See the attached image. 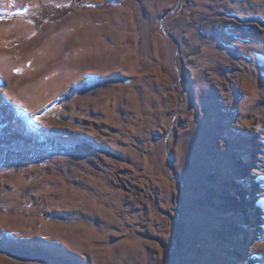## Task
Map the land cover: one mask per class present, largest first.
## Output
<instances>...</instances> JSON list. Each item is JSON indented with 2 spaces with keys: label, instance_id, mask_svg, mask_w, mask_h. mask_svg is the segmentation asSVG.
Returning a JSON list of instances; mask_svg holds the SVG:
<instances>
[{
  "label": "rangeland",
  "instance_id": "rangeland-1",
  "mask_svg": "<svg viewBox=\"0 0 264 264\" xmlns=\"http://www.w3.org/2000/svg\"><path fill=\"white\" fill-rule=\"evenodd\" d=\"M0 264H264V0H0Z\"/></svg>",
  "mask_w": 264,
  "mask_h": 264
},
{
  "label": "water",
  "instance_id": "water-1",
  "mask_svg": "<svg viewBox=\"0 0 264 264\" xmlns=\"http://www.w3.org/2000/svg\"><path fill=\"white\" fill-rule=\"evenodd\" d=\"M123 81L126 82L127 80L123 79ZM127 82H128V81H127ZM170 160H171V159H170ZM170 165H171V163H170Z\"/></svg>",
  "mask_w": 264,
  "mask_h": 264
},
{
  "label": "flooded vegetation",
  "instance_id": "flooded-vegetation-1",
  "mask_svg": "<svg viewBox=\"0 0 264 264\" xmlns=\"http://www.w3.org/2000/svg\"><path fill=\"white\" fill-rule=\"evenodd\" d=\"M172 159V158H171ZM170 163H171V160H170Z\"/></svg>",
  "mask_w": 264,
  "mask_h": 264
}]
</instances>
